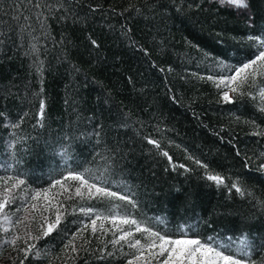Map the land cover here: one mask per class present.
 <instances>
[{"label":"trees","instance_id":"obj_1","mask_svg":"<svg viewBox=\"0 0 264 264\" xmlns=\"http://www.w3.org/2000/svg\"><path fill=\"white\" fill-rule=\"evenodd\" d=\"M105 2L119 10L129 0ZM201 2L199 12L186 15L171 6L166 15L157 12L147 20L130 14L105 19L104 14L97 12L86 27L72 19L57 23L62 14L58 12L56 19L47 20L51 36L44 44H37L38 56L33 54L29 58L21 55L29 46L27 29L23 30L22 41L17 38L16 29L30 25L34 29L32 35L41 31L31 8L35 0H0L6 6L0 10V112L13 123L23 116L20 127L13 130L17 137L24 138L17 145L13 167L17 172L28 173L26 178L33 187L49 182V169L63 168L57 145L69 144L74 170L82 167L83 162L98 164L93 154L97 148L103 152L107 146L115 153L111 157L114 173L111 178L138 190V216H159L173 227L206 219L207 224L199 227L204 237L231 236L235 241L240 235L251 233L248 238L254 237L256 245L252 259L258 261L264 255V249L260 248L264 240V215L254 211L255 200L236 195L234 190L228 193L226 189H217L215 182L201 179L202 169L197 170L185 149L187 154L210 163L216 172L241 176L253 188L254 196L264 199V173L257 171L255 164L247 169L241 164L244 155L255 156L264 151V137L255 135L243 121L255 118L264 128V120L254 115V102L246 97L233 103L218 99L215 86L206 77L210 73L219 74V69L213 70L207 61L201 62V52L194 47L199 45L214 55L223 50L238 58L246 55L249 45L243 37L258 34L256 29L264 24V0H249L254 28H249L247 18L227 5L216 0ZM114 20L118 24L128 23L132 38L149 49L148 56L121 40L118 31L105 26ZM89 34L98 41L95 50L89 46ZM40 39L43 37L37 36ZM34 59L43 62L41 75L32 62ZM169 65L171 72L167 71ZM161 67L165 71H160ZM93 78L110 90L109 102H105L104 88ZM36 90H40L45 100L43 117L36 116L40 111ZM125 112L144 122V127L139 128L140 135L134 124L121 126L127 122ZM37 119L40 124L35 123ZM97 124H102L100 143L95 135H88ZM9 131L6 121L0 118V175L5 174L2 169L6 163H12L6 149ZM145 135L160 141L175 162V169L143 139ZM65 136L69 141H65ZM237 148L240 156L236 155ZM180 164L188 165L192 171L181 175L184 170ZM79 206L104 209L107 214L108 205L95 199ZM250 213L253 218L244 228L241 220ZM80 219H85L82 213L69 214L60 231L37 242L41 249L48 246L55 257L53 264H62L56 254L60 252L63 234L79 227L72 221ZM104 223L111 228L108 221ZM85 237L91 243L85 245L74 264H126L127 257L120 254L119 244L116 255H107L113 251L111 231L102 233L97 224L96 233L89 228ZM99 247H104L105 253L101 254ZM124 250H129L126 245ZM16 255L11 246H0V264H13ZM48 259L28 257L25 264H48Z\"/></svg>","mask_w":264,"mask_h":264},{"label":"snow or ice","instance_id":"obj_2","mask_svg":"<svg viewBox=\"0 0 264 264\" xmlns=\"http://www.w3.org/2000/svg\"><path fill=\"white\" fill-rule=\"evenodd\" d=\"M219 3L234 7L238 13L247 18L249 28H254V17L250 15L249 0H219ZM171 6L186 15L193 11L199 12L203 7L201 0H129L127 5L119 10L105 0H35L31 8L40 23L41 31L32 35L34 29L30 25H20L16 29L19 40H23L25 28L29 37V46L21 51V55L29 58L33 57V54L38 56L37 44H44L51 36L47 20L56 19L58 12L62 14L59 15L57 23L72 19L74 23L86 27L88 21L97 12L104 14L105 19L113 16L119 19L130 14L144 16L147 20L155 17L157 12L166 15ZM5 7L4 4H0V10ZM12 7L15 8L16 5ZM24 19L28 20L29 17L25 15ZM105 26L111 31H118L121 40H126L130 47L148 56L149 49L132 38V30L127 22L118 24L114 20ZM256 32L258 34L243 37L249 45V51L239 58L235 55L230 56L227 50L214 55L212 52L200 49L199 45L194 47L201 52V62L207 61L213 70L219 69V74L210 73L206 77L215 86L218 99L233 103L246 97L254 102V115L264 120V24H261ZM37 36L43 39L37 40ZM153 38H156L155 34ZM87 39L92 50L99 47L97 39L92 38L90 34ZM62 41L63 34H61ZM186 43L191 44V41ZM237 60L238 62L233 63ZM32 62L38 75H41L43 62L39 59H34ZM152 63L155 64V61ZM73 67L75 68V65ZM159 70L165 71L163 67ZM167 71H172L171 65L168 66ZM200 78L203 79L204 76L200 74ZM93 80L104 88L102 82L96 81L95 78ZM128 82H132L130 76ZM34 95L39 97L40 111L36 112V116L43 117L45 100L40 90H36ZM104 96L105 102H109L110 90L104 88ZM124 117L127 122L121 126L128 127L129 124H134L137 126V135H140L139 128L144 127V122L138 121L130 112H125ZM0 118L6 121V126L10 130L6 149L12 160L11 164L6 163L3 167L5 174L0 175V234H2L0 246L9 245L17 253L12 258L13 264H25V258L28 257L49 258L48 264H53L55 257H52L48 246L41 249L37 242L49 237L54 231H60L71 213H82L85 219L73 220V225L79 224V227L63 234L60 252L56 254L62 259V264H74L77 257L83 254L85 245L91 243V240L85 237V232L90 228L95 234L97 224L102 233L111 231L113 234L110 241L113 251L108 252L107 255L109 257L116 255V245L119 244L120 254L127 257L126 264H264V255L258 261L252 259L256 245L254 237L251 240L248 238L251 233L247 236L240 235L235 241L231 236L213 234L204 237L199 227L201 224H207L206 219L198 218L197 221L180 223L173 227L159 216H138L136 214L139 209L138 190L134 191V186L125 181L117 182L111 178L114 175L111 157L115 153L107 146L103 152L97 148L93 154L98 164L94 165L91 161L83 162L82 167L74 170L70 163L69 144L66 142L57 145V155L61 157L60 163L63 168L49 169V182L42 187H33L26 178L28 173L23 170L17 172L13 167L16 164L17 145L24 139L17 137L13 130L20 127L23 116L15 123L8 119L5 113L0 112ZM236 119L239 120V117ZM35 123L40 124L41 120L37 119ZM243 123L250 125L255 135L264 137V128L257 123V119H245ZM101 127L102 124H97L94 131L88 134L95 135L97 143H100ZM64 139L69 141L70 138L65 136ZM143 139L159 155L166 157L169 165L175 169V162L158 139L149 135L143 136ZM185 153L197 170L202 169L201 179L215 182L217 189H226L228 193L234 190L236 195L254 199V211L258 210L259 214L264 215V199L255 197L253 188L247 185L241 176H233L230 172L228 174L216 172L211 168L210 163L187 154V149ZM236 155L240 156L238 148ZM241 164L245 169L255 164L256 170L264 173V151L255 156L244 155ZM179 167L184 170L181 175L192 171L186 164H180ZM114 187L118 190H113ZM190 195V193L186 194V199ZM76 198H79V202ZM93 199L108 205L107 214L104 209L79 206L80 203ZM252 218V213L243 218L242 227L247 228L248 221ZM105 221L110 222L111 228L105 227ZM95 238L97 241L100 240L99 236ZM125 245L128 251L124 250ZM260 248L264 249V240ZM98 251L103 254L106 249L99 247Z\"/></svg>","mask_w":264,"mask_h":264},{"label":"rangeland","instance_id":"obj_3","mask_svg":"<svg viewBox=\"0 0 264 264\" xmlns=\"http://www.w3.org/2000/svg\"><path fill=\"white\" fill-rule=\"evenodd\" d=\"M217 2H219V0H216ZM224 5H226V4H224ZM228 6V5H227ZM230 7V6H229ZM231 8H233L235 11H236V9L234 8V7H231ZM237 12V11H236ZM238 13V12H237ZM238 14H240V13H238ZM109 223V226H111V224H110V222H108Z\"/></svg>","mask_w":264,"mask_h":264}]
</instances>
